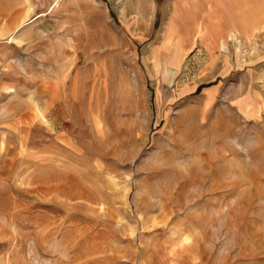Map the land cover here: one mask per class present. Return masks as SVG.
<instances>
[{
  "label": "rangeland",
  "instance_id": "obj_1",
  "mask_svg": "<svg viewBox=\"0 0 264 264\" xmlns=\"http://www.w3.org/2000/svg\"><path fill=\"white\" fill-rule=\"evenodd\" d=\"M177 1L0 0V264H264V0Z\"/></svg>",
  "mask_w": 264,
  "mask_h": 264
},
{
  "label": "crops",
  "instance_id": "obj_2",
  "mask_svg": "<svg viewBox=\"0 0 264 264\" xmlns=\"http://www.w3.org/2000/svg\"><path fill=\"white\" fill-rule=\"evenodd\" d=\"M202 3H204V0H178L176 3H175V5H174V12H173V14H174V16H173V14H172V17H171V22L176 26V27H178V25H179V21H180V19L182 18V8H184V6L183 5H185V6H187V7H195L196 5H200V4H202ZM216 3V2H215ZM191 5V6H190ZM240 11H241V9L239 8V10H238V13H239V17H238V19H239V23H243V25H244V27H248L247 25H246V23L242 20V14L240 13ZM209 12H211V14L212 15H215L214 17L212 16V15H210V18L212 17V22H210V23H208V25L207 26H210L211 24H213V27H211V28H208V30L210 29V30H212V37H211V42H213V46H212V44L209 42V46H207L208 47V49H209V47H214V46H216L217 45V40H218V37H221V36H223L224 35V33L223 32H221L222 30L221 29H219L220 27H219V25H220V19H221V16L218 14V15H216L217 13H218V11H217V5H215L214 3H212V6H211V9H209ZM213 18H215V22L213 21L214 19ZM210 20V19H209ZM195 23L197 24V23H200L199 22V19L198 20H196L195 21ZM201 24V26H202V24L203 23H200ZM204 26V25H203ZM251 26V25H250ZM235 27H238V28H242V26H240V24L239 25H237V26H233V28L235 29ZM220 34V35H219ZM215 40V41H214ZM199 41H200V38H199ZM182 49H183V46L181 47Z\"/></svg>",
  "mask_w": 264,
  "mask_h": 264
},
{
  "label": "bare ground",
  "instance_id": "obj_3",
  "mask_svg": "<svg viewBox=\"0 0 264 264\" xmlns=\"http://www.w3.org/2000/svg\"><path fill=\"white\" fill-rule=\"evenodd\" d=\"M209 36V35H208ZM212 37V36H211ZM211 37L208 38V40H211ZM232 37V36H231ZM213 38V37H212ZM215 41V40H214ZM213 44V42H211ZM221 47L224 48L225 47V43H224V40H221Z\"/></svg>",
  "mask_w": 264,
  "mask_h": 264
}]
</instances>
